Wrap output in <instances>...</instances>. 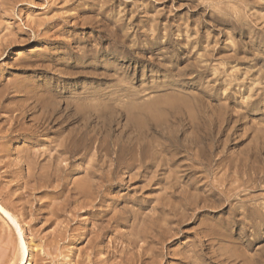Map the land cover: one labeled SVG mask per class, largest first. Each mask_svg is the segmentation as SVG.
I'll use <instances>...</instances> for the list:
<instances>
[{"label": "rangeland", "instance_id": "obj_1", "mask_svg": "<svg viewBox=\"0 0 264 264\" xmlns=\"http://www.w3.org/2000/svg\"><path fill=\"white\" fill-rule=\"evenodd\" d=\"M0 151V264H264V0H0Z\"/></svg>", "mask_w": 264, "mask_h": 264}, {"label": "bare ground", "instance_id": "obj_2", "mask_svg": "<svg viewBox=\"0 0 264 264\" xmlns=\"http://www.w3.org/2000/svg\"><path fill=\"white\" fill-rule=\"evenodd\" d=\"M25 100V99H24ZM44 105V104H43ZM45 106V105H44ZM44 109V108H43ZM24 114H26V113H24ZM45 114V113H44ZM47 114V113H46ZM45 116V115H44ZM47 117V116H46ZM10 118V117H9ZM20 118V117H19ZM47 119V118H46ZM47 121V120H46ZM9 125V124H8ZM18 128V127H17ZM1 152V151H0ZM31 165V164H30ZM46 166V165H45ZM19 170V169H18ZM46 170V169H45ZM49 170V169H48ZM30 172V171H29ZM28 173V172H27ZM56 173V172H55ZM57 174V173H56ZM15 175V174H14ZM31 175V174H30ZM29 175V176H30ZM53 175V174H52ZM95 175V174H94ZM34 176V175H33ZM15 177V176H14ZM17 177V176H16ZM65 179V178H64ZM20 180V179H19ZM40 180V179H39ZM30 182V181H29ZM59 183V182H58ZM92 186V185H91ZM54 188V187H53ZM91 191V190H90ZM75 192V191H74ZM4 194V193H3ZM14 194H16V193H14ZM83 194V193H82ZM86 194V193H85ZM9 197V196H8ZM94 198V197H93ZM2 199V198H1ZM4 200V199H3ZM6 201V200H5ZM7 202V201H6ZM7 207V206H6ZM14 207V206H13ZM1 209H0V211H4V215H8V217H10L11 218V216H10V214L8 213V212H6V210L5 209H2L3 207H0ZM114 210V209H113ZM17 211V210H16ZM52 213V212H51ZM71 216V215H70ZM22 217H23V215H22ZM21 217V218H22ZM52 217H53V215H52ZM72 217H73V215H72ZM110 217V216H109ZM114 218V217H113ZM12 219V218H11ZM12 224V223H11ZM69 224V223H68ZM8 236V235H7ZM63 237V236H62ZM22 238V237H21ZM161 238V237H160ZM21 242L23 243V240H21ZM46 242V241H45ZM52 242V241H51ZM3 243V242H2ZM5 244V243H4ZM52 244V243H51ZM2 249V248H1ZM96 250V249H95ZM26 251V250H25ZM1 253V252H0ZM22 254V253H21ZM27 254H26V252H24V257H23V259L21 260V263L20 264H28V259H27ZM224 256V255H223ZM35 257V256H34ZM40 259H41V257H40ZM39 259V260H40ZM100 259V258H99ZM5 260V259H4ZM19 260V259H18ZM235 260H237V259H235ZM219 261V260H218ZM222 261V260H221ZM1 263V262H0ZM220 263V262H219ZM3 264V263H2Z\"/></svg>", "mask_w": 264, "mask_h": 264}]
</instances>
